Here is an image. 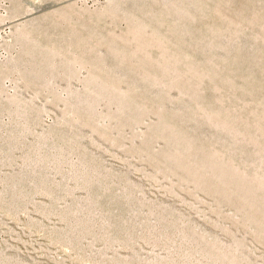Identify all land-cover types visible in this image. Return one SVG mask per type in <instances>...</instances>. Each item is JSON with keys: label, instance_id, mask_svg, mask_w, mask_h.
<instances>
[{"label": "rangeland", "instance_id": "1", "mask_svg": "<svg viewBox=\"0 0 264 264\" xmlns=\"http://www.w3.org/2000/svg\"><path fill=\"white\" fill-rule=\"evenodd\" d=\"M0 264H264V0H0Z\"/></svg>", "mask_w": 264, "mask_h": 264}, {"label": "bare ground", "instance_id": "2", "mask_svg": "<svg viewBox=\"0 0 264 264\" xmlns=\"http://www.w3.org/2000/svg\"><path fill=\"white\" fill-rule=\"evenodd\" d=\"M200 73H201V72H200ZM171 74H172V73H171ZM173 74H174V73H173ZM196 75H197V74H196ZM201 75H202V74H201ZM201 75H200V76H201ZM233 170H234V169H233Z\"/></svg>", "mask_w": 264, "mask_h": 264}]
</instances>
